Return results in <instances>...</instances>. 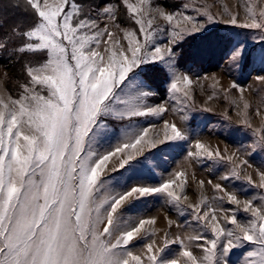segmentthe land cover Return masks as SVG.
<instances>
[{
  "label": "snow or ice",
  "instance_id": "snow-or-ice-1",
  "mask_svg": "<svg viewBox=\"0 0 264 264\" xmlns=\"http://www.w3.org/2000/svg\"><path fill=\"white\" fill-rule=\"evenodd\" d=\"M16 6L27 22L0 36V57L24 61L17 94L0 95V264H231L233 250L246 246L251 247L242 264H264V195L242 200L238 191L215 183L214 191L222 195L211 201L202 195L185 205L184 171L156 185L125 182L121 191L113 186V181L120 184L117 173L123 179L125 172L144 165L158 145L188 140L187 127L165 121L160 140L148 135L154 124L140 127L134 121L161 118L169 102L173 111L184 113L185 125L192 118L186 114L194 107L189 103L192 66L180 70L177 48L220 22L207 6L193 5L195 17L166 11L167 5L156 0H100L87 10L79 0H17ZM223 15L225 25L256 30L264 43V0H243L237 11L226 9ZM176 17H182L183 26L179 19L172 26ZM101 20L108 23L101 27ZM244 55L240 44L228 60L239 68ZM260 59L264 63V54ZM152 65L167 73L159 104L149 103L160 95L144 67ZM256 79L264 82V75ZM231 88L244 91L235 81ZM249 108L245 102L240 123L254 137L251 156L264 153V124L253 128ZM110 121L128 123L117 134ZM195 146L198 151L188 152L189 158L230 165L221 181L243 180L264 190V167L256 169L258 184L251 174L242 176L243 166L253 165L240 159V149L225 157L199 140ZM152 196L163 197L185 218L183 223L167 218L159 239L154 227H146L155 225L154 217H124L130 206ZM241 211L247 214L244 220ZM173 227L181 231L173 234Z\"/></svg>",
  "mask_w": 264,
  "mask_h": 264
},
{
  "label": "rangeland",
  "instance_id": "rangeland-1",
  "mask_svg": "<svg viewBox=\"0 0 264 264\" xmlns=\"http://www.w3.org/2000/svg\"><path fill=\"white\" fill-rule=\"evenodd\" d=\"M79 2L87 10L90 7L94 9L100 3V0H79ZM108 2L115 4L118 0H108ZM242 2L243 0H156V3L160 5H167L166 11L182 12L193 17L198 14L192 10V6L205 5L207 10L214 14L220 22L210 24L205 32L189 37L177 48V51L181 53L179 63L182 68L180 70L185 71L189 65L192 66L190 75L193 80L191 85L193 100L189 103H192L194 107L192 111L186 113L192 117L187 125L180 118L184 113L173 111L171 102L165 105L169 110L161 118H139L134 121L140 127L154 124V128L149 127L148 135L160 140L164 138L165 121H168L169 124L175 123L182 130L187 127L189 131L188 140L166 142L164 145H158L157 149L149 153L144 165H138L134 171L125 172L123 179L117 173L120 184L113 181L116 191H121L120 185L125 182L129 185H156L168 179L171 173L184 171L187 174L186 194L189 197L187 201H183L185 205L197 203L202 195L207 197L209 201L214 196L222 195V193L214 191L213 185L215 183L224 184L229 191H238L242 200L264 195V190L248 185L243 180L221 181L220 177L230 171V165L227 162L214 164L208 160L196 161L188 157V152L198 151L195 146L197 140L213 152L219 149L225 157L236 153L237 149H240L241 151L237 153L240 159L248 158L253 165L252 168L243 166L242 176L251 174L253 180L257 184L259 183L256 169L264 167V153L258 151L254 155H247L251 151L250 145L253 143L254 137L250 130L241 125L240 121L243 119L245 111L243 105L248 102L250 108L247 110V114L253 128L264 124V103H262L264 101V82L256 79L258 75H264V63L260 59L261 54H264V43L260 42L258 31L228 26L223 22L228 18L223 15L225 10L235 12L237 11V4ZM252 2L258 3L259 0H252ZM185 3L189 4L188 9L183 7ZM17 9L18 12L15 14L13 21L0 18V36L9 33L13 26L21 21L27 22L22 7H17ZM92 15H95V12ZM117 15L120 16V12ZM243 18L244 10L241 8V21H243ZM178 19L181 20V26H183L182 17L174 18L172 26L176 25ZM7 23L11 26L9 31L3 28ZM105 23H108V21L101 20L100 26L104 27ZM156 23L167 26L163 20H157ZM130 26L122 24V27ZM110 30L116 32L117 36L122 38V34L117 32L116 29L110 27ZM240 44L245 45V55L240 62V67L237 68L228 60V57L233 49ZM23 63L24 61L19 57L11 59L7 55L0 57V95L6 97L9 93L13 96L17 94L19 91L18 84L24 81ZM144 67L153 87L160 94L152 98L149 103L159 104L166 93L167 73L159 65ZM160 79H162L161 82ZM233 81L241 85L244 91L241 92L238 88H231ZM210 97L212 98L210 99ZM257 108L261 109L260 115L256 114ZM206 109L210 111H206ZM127 123V121H110L109 125L119 134ZM169 135H171L170 129ZM114 142L115 140H113ZM235 163L239 164L240 160H235ZM129 176H131V179H127ZM209 180L212 181V184L208 183ZM200 181L205 182L203 187L199 184ZM240 189L245 191L241 192ZM246 216L247 214L242 211L239 213V219L241 220L246 219ZM124 217L127 220L154 217L156 219L155 225L146 227H154L158 231L157 239L164 230H167V218L179 220L181 223L185 219L179 215L176 209H171L165 203L163 197L159 196L137 201L124 212ZM187 219L191 223V217L189 216ZM171 231L176 234L181 229L173 227ZM247 247L250 248L251 246L233 250L230 256L231 264H242V255L247 251ZM177 251L178 249L174 247L173 253Z\"/></svg>",
  "mask_w": 264,
  "mask_h": 264
},
{
  "label": "trees",
  "instance_id": "trees-1",
  "mask_svg": "<svg viewBox=\"0 0 264 264\" xmlns=\"http://www.w3.org/2000/svg\"><path fill=\"white\" fill-rule=\"evenodd\" d=\"M16 1L17 0H0V18L1 19L3 20L8 19V20L13 21L15 14L18 12L17 7L15 6ZM8 24L9 23H7L5 27H3V28H6L7 31H9L10 30L9 27H11ZM161 80L162 79H160V82ZM159 84H162V83H159Z\"/></svg>",
  "mask_w": 264,
  "mask_h": 264
}]
</instances>
